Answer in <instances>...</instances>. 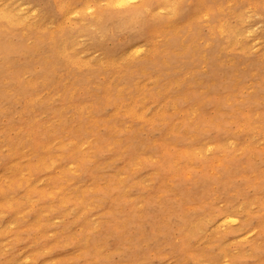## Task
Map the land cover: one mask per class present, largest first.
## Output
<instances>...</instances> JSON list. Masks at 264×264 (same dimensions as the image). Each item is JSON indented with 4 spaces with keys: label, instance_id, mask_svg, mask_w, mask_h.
<instances>
[{
    "label": "rangeland",
    "instance_id": "1",
    "mask_svg": "<svg viewBox=\"0 0 264 264\" xmlns=\"http://www.w3.org/2000/svg\"><path fill=\"white\" fill-rule=\"evenodd\" d=\"M0 264H264V0H0Z\"/></svg>",
    "mask_w": 264,
    "mask_h": 264
},
{
    "label": "bare ground",
    "instance_id": "2",
    "mask_svg": "<svg viewBox=\"0 0 264 264\" xmlns=\"http://www.w3.org/2000/svg\"><path fill=\"white\" fill-rule=\"evenodd\" d=\"M127 0H110V3L111 4H114V5H123L124 2H126ZM233 35L235 34L236 35V32H231ZM220 220L223 222V223H230L232 222V220H230V216L229 215H221L220 217Z\"/></svg>",
    "mask_w": 264,
    "mask_h": 264
}]
</instances>
